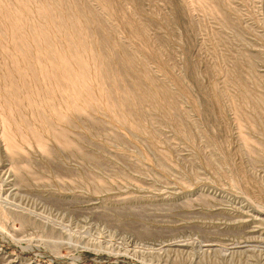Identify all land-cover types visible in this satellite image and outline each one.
Masks as SVG:
<instances>
[{
  "label": "rangeland",
  "instance_id": "obj_1",
  "mask_svg": "<svg viewBox=\"0 0 264 264\" xmlns=\"http://www.w3.org/2000/svg\"><path fill=\"white\" fill-rule=\"evenodd\" d=\"M1 189L0 264H264V0H0Z\"/></svg>",
  "mask_w": 264,
  "mask_h": 264
},
{
  "label": "bare ground",
  "instance_id": "obj_2",
  "mask_svg": "<svg viewBox=\"0 0 264 264\" xmlns=\"http://www.w3.org/2000/svg\"><path fill=\"white\" fill-rule=\"evenodd\" d=\"M3 191L4 190H0V202H2V201H6L7 202V200H5L6 198H4V193H3ZM4 195V196H3ZM227 253H229V252H227ZM117 257L116 256H111V258H109V259H111V260H115ZM74 261V260H73Z\"/></svg>",
  "mask_w": 264,
  "mask_h": 264
}]
</instances>
